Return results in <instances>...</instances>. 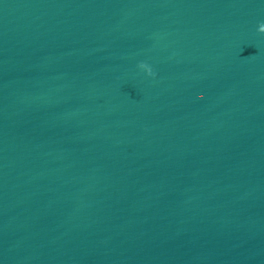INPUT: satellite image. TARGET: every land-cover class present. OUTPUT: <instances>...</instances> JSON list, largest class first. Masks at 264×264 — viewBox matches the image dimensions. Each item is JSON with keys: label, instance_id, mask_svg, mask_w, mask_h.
Wrapping results in <instances>:
<instances>
[{"label": "water", "instance_id": "1", "mask_svg": "<svg viewBox=\"0 0 264 264\" xmlns=\"http://www.w3.org/2000/svg\"><path fill=\"white\" fill-rule=\"evenodd\" d=\"M0 127L192 264H264V0H0Z\"/></svg>", "mask_w": 264, "mask_h": 264}]
</instances>
